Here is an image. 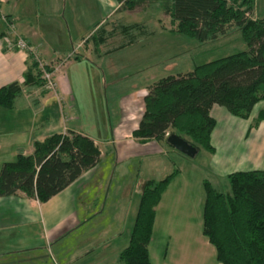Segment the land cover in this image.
I'll use <instances>...</instances> for the list:
<instances>
[{"label":"crops","instance_id":"0c3cea01","mask_svg":"<svg viewBox=\"0 0 264 264\" xmlns=\"http://www.w3.org/2000/svg\"><path fill=\"white\" fill-rule=\"evenodd\" d=\"M4 2L8 3V0ZM106 3L108 16H114L120 11L116 0ZM3 16L7 31L1 37L3 43H0V57L11 66L7 70L11 75H19L14 77L22 80L25 70L16 72L14 67L21 66L27 55L18 50L8 51L5 43H10L14 36L25 39L24 35H27L25 40L35 49L39 60L52 69L56 86L55 92L43 90L37 98V91L41 89L29 88L34 98L32 103L27 98L25 100L29 108L27 135L19 132L15 134L14 131L10 137L15 143H20L17 144L19 149L16 155H29L35 142H42L53 134L69 132L90 138L99 149L100 156L93 169L83 173L45 203H39L21 192L0 198V264H27L36 259L46 260L40 264H48L47 260L49 264H121L119 254L129 243L142 193L141 188L137 192L139 200H134L135 185L140 181H157L154 175L139 180V167L133 181L129 178L133 172L132 166L135 161L140 165L149 160L159 162V156L164 158L165 155L177 165L174 169H178L179 173L168 184L156 207L148 246L150 262L220 264L216 260L214 247L202 233L205 197L203 181L206 171L212 174V183L222 182L234 172L264 171V119L257 126H252L253 122L264 115V100L254 105L248 119L236 118L223 107L212 106L209 114L216 125L211 132L210 143L214 153H199L196 157L199 160L194 157L190 161V158L179 152L180 155L175 154L173 148L166 149L167 145L163 142L152 140L140 143L132 137L144 111L143 99L150 85L146 84L140 91L132 90L130 96L118 101L119 114L115 115L117 124L110 128V139L100 132L96 133L101 143L109 148V152L104 153L98 140L85 132L79 110L76 109L80 97H76L72 90L82 86L94 96L92 91L106 83H102L100 77L95 82L90 81L87 75V82L90 81L88 86L81 77L78 82L82 85L72 89L69 72L88 64L93 74L99 73L96 64L102 56L105 60L99 63L100 67L105 64L115 70V63L111 62L115 48L97 54L84 37L77 40V47L83 48V52L64 56L55 50L50 51L42 44L36 45V33L15 30L11 17ZM99 74L103 77L104 70H100ZM22 136H27L26 146L17 140ZM102 159L108 165L107 171L103 173Z\"/></svg>","mask_w":264,"mask_h":264},{"label":"trees","instance_id":"16d2710c","mask_svg":"<svg viewBox=\"0 0 264 264\" xmlns=\"http://www.w3.org/2000/svg\"><path fill=\"white\" fill-rule=\"evenodd\" d=\"M148 1L157 3L170 20L173 32L200 43L215 40L232 27L240 29L244 51L151 83L143 99L142 117L132 132L140 143L153 140L170 148L165 135L175 134L197 150L195 158L201 151L212 154L210 135L216 125L209 114L212 106L223 107L236 118L248 119L254 105L264 100V18H251L253 0H116L120 11H131ZM95 28L87 42L93 40L91 48L97 54L117 32L124 35V43L114 50L133 45L137 36L144 33L143 27L136 24L115 26L116 32H108L99 24ZM133 30L140 33L131 35ZM27 61L21 84L13 82L0 87L1 108L12 109L24 87L45 88L36 58L27 53ZM263 119L264 115L260 116L252 126ZM99 156V149L87 136L53 134L35 142L31 154H17L14 161L2 164L0 198L21 192L45 203L93 169ZM178 173L174 169L159 181L144 183L129 243L119 254L121 264H152L148 246L156 207ZM211 178L212 174L206 171L202 233L214 247L217 262L264 264V171L227 175L222 181L227 184L225 192L216 189Z\"/></svg>","mask_w":264,"mask_h":264},{"label":"rangeland","instance_id":"374dc122","mask_svg":"<svg viewBox=\"0 0 264 264\" xmlns=\"http://www.w3.org/2000/svg\"><path fill=\"white\" fill-rule=\"evenodd\" d=\"M109 1L115 0H8V3L0 0V43H3L1 41L2 34L7 31L6 19L3 15H9L15 30L26 33L30 30L36 33L38 35L36 45L42 44L50 51L55 50L64 56L83 52V48L77 47V40L84 37L88 39L96 30L95 26L98 23L103 29L112 32L115 26L123 27L136 24L143 27L144 33L137 36L136 43L120 50L116 49L113 52L111 62L115 63V70L109 69L105 64L102 68L100 67L101 61L105 60L102 56L96 65L100 70H104L103 77L102 74H99L100 70L99 73L93 74L94 72L90 71L92 67L88 64L82 65L72 73L69 72L72 77L70 80L72 89L77 85H82L78 82L82 78H84L85 85L91 80L95 82L97 77L101 78L102 83L104 81L106 83V85H101V89L92 91L94 96H91V92L87 88L83 89L82 86H77L75 90H72L76 97H80L76 109L79 110L85 132L98 140L100 149L104 153H108L109 148L105 143H101L96 133L100 132L107 139H110V128H114L117 124L115 115L119 114L117 111L119 108L118 101L130 96L132 90L140 91L146 84H151L162 77L185 74L192 71L195 66L246 49L239 28L232 27L225 35L215 40L200 43L173 32L170 20L160 12L156 2L148 1L129 12L122 10L114 16H108V8H106L108 3L106 2ZM251 18H264V0H253ZM114 30L116 32V29ZM117 33L110 37L113 40L104 46L102 51L112 50L124 43V35ZM139 33V31L133 30L131 35ZM24 38L26 39L28 36L24 35ZM18 39L26 41L20 36H14L10 42L16 43ZM91 42L93 40L89 41V46ZM28 44L30 45V43ZM5 45L7 46V43ZM22 62L21 66L14 67L16 72L26 69L27 58ZM6 63L5 59L0 57V86L13 82L21 84L22 80L19 77H14L19 75L14 73L11 75L8 71L11 66ZM8 73H10L9 77ZM87 75L90 78L89 82H87ZM39 89L41 90L37 92L40 94L38 93L36 98L42 95L43 90L47 91L45 88ZM26 98L32 103L34 95L29 88L24 87L21 94L16 97L13 109L0 107V168L3 163L15 160L19 149L17 144L20 143H15L16 141L10 139L12 133L15 131V134L18 132L26 134L29 129V115H27L29 108L25 105ZM93 127L96 131L93 130ZM26 138L27 136H22L17 140L26 146ZM165 147L168 149V146ZM174 153L178 152L174 150ZM108 156L110 155L108 154ZM192 160L190 159V161ZM149 161L143 162L142 165L135 161L132 166L133 172L131 170L132 173L129 174V178L134 181L137 174L136 170L140 168L139 180L154 175L155 180L159 181L172 172L174 168H177V165L173 164L167 155L164 158L159 156V162L158 160ZM161 161H163V166L160 165ZM101 163V173L106 172L108 169L107 161L102 159ZM142 182H137L135 185L134 200H139L137 192L141 191L142 184H144ZM212 184L220 191L228 190L227 184L224 182H213ZM36 260L35 262H27V264H40L45 259ZM44 262L41 264H45ZM47 263L49 264V260Z\"/></svg>","mask_w":264,"mask_h":264},{"label":"built area","instance_id":"2783aa9c","mask_svg":"<svg viewBox=\"0 0 264 264\" xmlns=\"http://www.w3.org/2000/svg\"><path fill=\"white\" fill-rule=\"evenodd\" d=\"M7 50L8 51H13V50H18V51H22L24 53H29L31 55H33L36 60L38 61L39 63V68H40V71H41V78L42 80L45 82V88L48 89V90H51L52 92H55V83H54V80H53V73L52 72H48L45 70V67L46 65H44L38 58H37V54L35 52V49L30 47L24 40L22 39H18L16 41V43H8L7 46H6ZM169 136L168 133H166L165 137L167 138Z\"/></svg>","mask_w":264,"mask_h":264},{"label":"water","instance_id":"95a60500","mask_svg":"<svg viewBox=\"0 0 264 264\" xmlns=\"http://www.w3.org/2000/svg\"><path fill=\"white\" fill-rule=\"evenodd\" d=\"M166 141L167 144L170 145L174 150L190 159H193L197 154V150L194 147L186 143L175 134L169 135Z\"/></svg>","mask_w":264,"mask_h":264}]
</instances>
